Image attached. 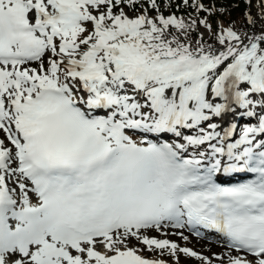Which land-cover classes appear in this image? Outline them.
<instances>
[{
    "label": "snow or ice",
    "instance_id": "1",
    "mask_svg": "<svg viewBox=\"0 0 264 264\" xmlns=\"http://www.w3.org/2000/svg\"><path fill=\"white\" fill-rule=\"evenodd\" d=\"M244 3L0 0V264H264V0Z\"/></svg>",
    "mask_w": 264,
    "mask_h": 264
},
{
    "label": "bare ground",
    "instance_id": "2",
    "mask_svg": "<svg viewBox=\"0 0 264 264\" xmlns=\"http://www.w3.org/2000/svg\"><path fill=\"white\" fill-rule=\"evenodd\" d=\"M184 231H185V235H189V240L187 242L180 240L176 236H170L169 238L176 240L182 246L191 247L194 250L198 252H202L205 255H210L213 252H220L223 250L222 243L217 240L216 235L208 234V239H201L199 237L191 235L190 233L187 232V230H184ZM184 259H187V258H184Z\"/></svg>",
    "mask_w": 264,
    "mask_h": 264
},
{
    "label": "trees",
    "instance_id": "3",
    "mask_svg": "<svg viewBox=\"0 0 264 264\" xmlns=\"http://www.w3.org/2000/svg\"><path fill=\"white\" fill-rule=\"evenodd\" d=\"M229 3H236L238 6L231 10L230 18L231 20H236L237 18L242 19L243 11L246 9L244 0H228Z\"/></svg>",
    "mask_w": 264,
    "mask_h": 264
},
{
    "label": "rangeland",
    "instance_id": "4",
    "mask_svg": "<svg viewBox=\"0 0 264 264\" xmlns=\"http://www.w3.org/2000/svg\"><path fill=\"white\" fill-rule=\"evenodd\" d=\"M252 11L255 13L257 9L254 7ZM225 22H228V20H231L230 16L224 17ZM237 21L240 20V18L236 19ZM145 255H150L149 253H145ZM199 262H196L195 259H184V257H181V264H198Z\"/></svg>",
    "mask_w": 264,
    "mask_h": 264
}]
</instances>
